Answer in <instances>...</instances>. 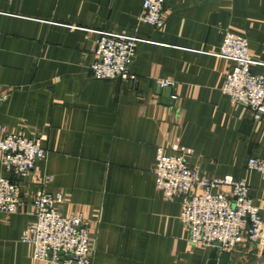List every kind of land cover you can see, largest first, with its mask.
Here are the masks:
<instances>
[{
	"label": "crops",
	"instance_id": "1",
	"mask_svg": "<svg viewBox=\"0 0 264 264\" xmlns=\"http://www.w3.org/2000/svg\"><path fill=\"white\" fill-rule=\"evenodd\" d=\"M142 5L0 0V127L47 152L20 180L24 211L0 214V264H51L22 241L39 191L61 193L62 213L90 223L92 264H209L214 248L190 241L181 200L156 187L164 155H183L205 178L245 180L264 208L262 176L247 168L264 159V122L225 95L232 65L216 55L227 33L243 36L259 62L252 72L264 77V0H165L159 29L139 23ZM98 32L146 40L136 80L92 78ZM161 80L174 83L170 98ZM231 256L264 264L248 243Z\"/></svg>",
	"mask_w": 264,
	"mask_h": 264
},
{
	"label": "built area",
	"instance_id": "2",
	"mask_svg": "<svg viewBox=\"0 0 264 264\" xmlns=\"http://www.w3.org/2000/svg\"><path fill=\"white\" fill-rule=\"evenodd\" d=\"M165 0H143L140 24L159 29L165 23ZM91 76L96 80L134 81L131 67L138 46L146 40L114 32H98ZM218 57L231 63L224 93L234 105L252 111L255 124L264 122V77L252 72L259 64L250 54L249 40L227 33ZM164 89L174 83L161 80ZM175 99V97H172ZM4 101L0 89V107ZM0 151L5 176H0V214L13 215L25 208L21 179L32 174L47 152L39 140L25 139L0 127ZM247 168L261 174L264 159L250 158ZM153 174L158 190L181 200L180 220L195 245H206L233 254L248 243L259 258L264 256V208L256 205L245 180L200 176L181 154L164 155ZM264 191V188H263ZM61 193L39 191L32 197L34 220L22 236L31 244L36 261L51 264H92V226L81 213L61 211ZM62 254V255H61Z\"/></svg>",
	"mask_w": 264,
	"mask_h": 264
},
{
	"label": "water",
	"instance_id": "3",
	"mask_svg": "<svg viewBox=\"0 0 264 264\" xmlns=\"http://www.w3.org/2000/svg\"><path fill=\"white\" fill-rule=\"evenodd\" d=\"M172 96L171 88L167 89L166 97L170 98ZM62 255V254H61ZM231 254L226 252L219 253V250L216 248L211 254V261L209 264H233L231 263Z\"/></svg>",
	"mask_w": 264,
	"mask_h": 264
}]
</instances>
